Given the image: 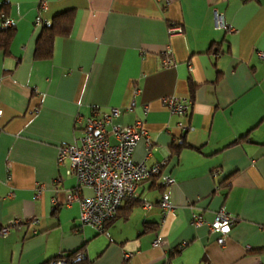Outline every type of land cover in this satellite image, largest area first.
<instances>
[{
	"label": "crops",
	"instance_id": "obj_1",
	"mask_svg": "<svg viewBox=\"0 0 264 264\" xmlns=\"http://www.w3.org/2000/svg\"><path fill=\"white\" fill-rule=\"evenodd\" d=\"M3 1L16 34L11 53L0 51V264H46L83 246L91 264H264V0ZM65 11L70 32L37 58L36 19ZM174 24L181 34L170 35ZM169 96L190 98L189 114L173 115ZM96 108H119L115 125L141 122L136 161L167 160L103 233L67 203L77 181L57 161L81 135L77 116ZM222 207L237 222L221 245L219 232L193 222Z\"/></svg>",
	"mask_w": 264,
	"mask_h": 264
},
{
	"label": "built area",
	"instance_id": "obj_2",
	"mask_svg": "<svg viewBox=\"0 0 264 264\" xmlns=\"http://www.w3.org/2000/svg\"><path fill=\"white\" fill-rule=\"evenodd\" d=\"M40 7H45V1L40 2ZM35 23L41 26L44 20L38 17ZM216 24L219 28L227 29L223 13L216 12ZM182 32L183 27L180 24L171 25L169 28L170 35ZM260 55L264 58V52ZM172 62L170 57L165 59L166 65ZM163 101L173 115L181 117L189 114L192 103L190 98L169 96ZM2 113L3 110L0 108V116ZM119 113V108H112L106 112L96 108L90 117L83 119V116H77V129H80L81 135L73 143L60 145L57 156L59 166H66L67 175L74 176L77 181L75 189L66 196L67 203L78 202L81 206L80 218L83 225L93 227L98 233L105 232L107 222L118 213L128 197L139 195L140 183L160 175L167 164V160L149 164L146 160L134 159L136 145L139 139L145 136V132L140 121L132 125L113 124ZM177 126L184 131L188 128L180 119ZM111 137L115 139L114 142ZM165 182L171 185L174 178L167 175ZM84 187L91 188L93 195L83 196L81 193ZM41 192L38 190L36 196L39 197ZM144 205L150 208L152 203L147 202ZM159 205L164 216L173 210L174 205L169 193L163 195ZM31 222L36 225L39 219L31 218ZM236 222L237 217L222 207L212 221L207 222L201 217H196L193 223L195 226L207 224L211 231L219 232L218 242L222 245ZM8 229V225L3 227L1 234L7 233ZM36 231L35 229L34 232ZM155 243H158V240ZM79 255L80 253L77 256ZM68 262V259L61 255L47 264Z\"/></svg>",
	"mask_w": 264,
	"mask_h": 264
},
{
	"label": "trees",
	"instance_id": "obj_3",
	"mask_svg": "<svg viewBox=\"0 0 264 264\" xmlns=\"http://www.w3.org/2000/svg\"><path fill=\"white\" fill-rule=\"evenodd\" d=\"M8 9L9 3L7 1H3L0 5V51L4 52L6 55L11 53V44L16 34V26L14 24L7 23ZM72 19V12L65 11L57 14L51 22H44L41 25V32L38 36L35 47V56L37 58L47 59L51 56L54 39L59 35H65L70 32ZM236 141H238V139L232 143H235ZM139 197V195L135 197H128L124 205L119 209L118 213L107 222L106 227L118 218L122 217L126 219L134 204L137 203L134 201H136ZM79 253L80 255L77 256ZM61 255L68 259V264H91L90 259L85 254L84 246L68 253H61L49 260L47 263L60 257Z\"/></svg>",
	"mask_w": 264,
	"mask_h": 264
}]
</instances>
